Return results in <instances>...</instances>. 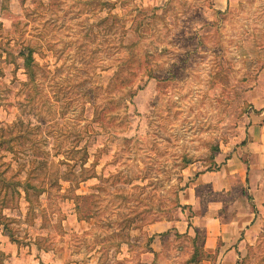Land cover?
<instances>
[{"label":"rangeland","instance_id":"374dc122","mask_svg":"<svg viewBox=\"0 0 264 264\" xmlns=\"http://www.w3.org/2000/svg\"><path fill=\"white\" fill-rule=\"evenodd\" d=\"M262 110L264 0H0V264H264Z\"/></svg>","mask_w":264,"mask_h":264},{"label":"crops","instance_id":"0c3cea01","mask_svg":"<svg viewBox=\"0 0 264 264\" xmlns=\"http://www.w3.org/2000/svg\"><path fill=\"white\" fill-rule=\"evenodd\" d=\"M261 120L257 122L256 125L250 126L248 129V134L251 136V138L247 141V143L243 146V152H245V157L243 158L247 163H249L246 166L245 169V181L247 182V185L252 184V178H251V171L253 168L264 170V110L260 112ZM242 162L239 160L238 157L232 158L230 162L225 164L222 169H218L217 172L224 171V184L231 183V179L233 176L236 175L237 172H242ZM249 168V169H248ZM248 173V174H247ZM221 174V173H218ZM199 180L194 183L196 186H199L198 184H201L202 175L198 178ZM214 186H216V181H214ZM193 190V189H192ZM192 209L194 210V205L191 202ZM208 213L211 212V208L207 209ZM247 221L243 222V225L246 227L249 225V223L254 219V213L251 209L247 212ZM240 221L241 219H236ZM229 226L233 225L228 223ZM225 225H216L215 223L212 224V232L211 236H207V240L204 244V250H206L208 253H214V250L216 248L215 240L219 234L226 231ZM217 229V232L215 233V230ZM2 246H4V249L7 251H12L13 247L11 243L7 244V240L3 237L2 239ZM234 253V247L227 245L225 247V250L223 252L224 257H232V254Z\"/></svg>","mask_w":264,"mask_h":264}]
</instances>
